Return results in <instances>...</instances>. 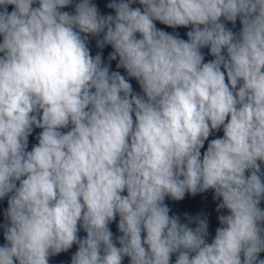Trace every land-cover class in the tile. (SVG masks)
<instances>
[{
  "label": "clouds",
  "instance_id": "obj_1",
  "mask_svg": "<svg viewBox=\"0 0 264 264\" xmlns=\"http://www.w3.org/2000/svg\"><path fill=\"white\" fill-rule=\"evenodd\" d=\"M105 6L0 0V264L74 244L71 264H264V0ZM209 190L228 211L211 243L207 214L165 203Z\"/></svg>",
  "mask_w": 264,
  "mask_h": 264
}]
</instances>
